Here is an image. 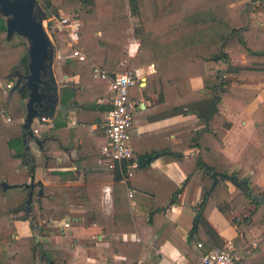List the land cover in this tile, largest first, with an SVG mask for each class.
<instances>
[{"label": "trees", "instance_id": "1", "mask_svg": "<svg viewBox=\"0 0 264 264\" xmlns=\"http://www.w3.org/2000/svg\"><path fill=\"white\" fill-rule=\"evenodd\" d=\"M54 12L58 7L71 13L76 19L75 45L83 52V57L69 60L73 72L77 73V84L87 85L94 91L110 93L104 81H95L92 66L97 64L107 70H133L144 63L151 62L154 70L147 74V85L163 100L174 97L175 103L170 111L193 110L201 125L191 132L192 144L197 151L190 160L182 162L188 183L200 185V200L197 204L199 214L192 224L194 231L203 229L207 246L216 240L210 225L204 218L207 210L215 205L221 212L231 208L243 209L249 203L253 207L241 219L235 220L242 226L264 219V189L250 183L252 175L246 167L252 160L259 158L262 151L249 143L240 156V165L228 168V157L219 151L222 130L227 125L222 115L220 96L230 95L248 101L256 89L235 85L227 75H264V17L263 0H42ZM258 12V13H255ZM260 14V15H258ZM130 16H134L131 25ZM131 25L133 34L138 38L136 51H125L127 27ZM27 42L23 35L12 32L5 34L3 17L0 16V76L13 77V83L3 92L0 85V262L6 264H72L76 249L74 241H44L31 232L19 236V246L11 255L8 244L15 227L11 211L20 209L27 191L30 201L39 207L73 208L78 202L93 207V192L90 182L84 178V193L78 201L66 195L60 183L33 182L26 184L27 176L33 168L29 153L24 147L25 127L24 97L26 87L19 80L20 74L27 70ZM229 52L245 53L247 62L232 63ZM120 60H125L120 64ZM221 62L225 64L221 66ZM17 77L14 79V75ZM199 75L202 80V94L189 103L181 100L190 90L189 77ZM86 88V87H85ZM129 98V95L127 93ZM60 98L80 103V110L89 108L94 114L91 119L102 120L109 103H94L86 96L84 89L63 85ZM184 106V107H183ZM255 119L256 134L264 145V101H260L252 112ZM69 130V128H66ZM53 135L54 130L48 129ZM39 139V138H38ZM52 139L44 136L39 144L48 145ZM131 155V154H130ZM122 160L108 171L112 180L113 197L118 203L117 191L124 188L120 177L128 174L132 167ZM140 164V163H139ZM235 174L239 190L230 198L225 179L216 176L210 186L211 170ZM56 173V170H53ZM232 181V177L228 178ZM40 188V190H38ZM180 186L174 184V195ZM39 191V192H38ZM255 194L254 197H251ZM260 194L263 200L256 195ZM164 205L150 209L160 211ZM93 217V212L91 213ZM150 219V220H151ZM131 228V227H128ZM264 238V234L262 235ZM177 242H179L177 240ZM122 264H135L127 258Z\"/></svg>", "mask_w": 264, "mask_h": 264}, {"label": "crops", "instance_id": "2", "mask_svg": "<svg viewBox=\"0 0 264 264\" xmlns=\"http://www.w3.org/2000/svg\"><path fill=\"white\" fill-rule=\"evenodd\" d=\"M133 18L130 16L131 25ZM72 20L76 22L75 18ZM259 20L264 23V17H259ZM131 25L127 27L124 46L129 54L136 51L138 44ZM66 29V43H55L48 33L53 46L52 70L57 81V98L66 104V110L55 107L52 116L33 117L30 127L36 130L32 134L24 132V147L33 164L30 172L33 182L60 183L65 194L77 202L84 193L86 177L93 192V207L88 208L78 202L79 205L73 208H41L31 202L33 224L23 209L11 211L15 230L11 233L8 254H13L18 248L20 235L33 232L44 241H74L76 249L72 264H122L121 260L126 258L135 264H197L202 250L221 244L231 246L235 264H264V219L242 226L235 222L253 207L252 203L241 210L231 208L221 212L215 205L207 210L204 218L215 237L214 245L207 246L202 228L198 232L190 229L199 214L197 204L201 188L197 183L184 180L185 174L178 159L187 162L197 151V145L191 141V132L201 125V120L198 121L193 110L170 111L175 103L174 97L163 100L148 87L147 74L154 70L151 62L133 69L134 81L127 89L129 99L134 103L127 126L131 155L126 165L132 169L119 178L124 188L117 191L118 203L115 204L113 182L108 177V171L114 165L108 166L99 150L104 140L102 122L105 114L102 120H90L93 111L89 108L80 110L83 99L73 103L70 98L66 101L60 98L63 85H77L84 89L94 103L110 105V93L95 92L87 85L77 84L78 75L73 72L69 60L78 58L72 52L78 47L75 45L76 37L69 35L70 27ZM228 56L232 63L248 61L245 53L229 52ZM124 62L120 60L119 63L122 65ZM224 64L221 62V66ZM93 76L95 81H104ZM227 76L232 84L256 91L248 101L225 94L220 96L221 113L227 125H220L222 133L218 149L228 157L229 169L240 165V156L249 143L260 149L262 153L257 160L253 161L251 154L246 173L252 175L250 183L258 184L263 190L264 145L258 140L252 112L260 101H264V75ZM1 79L3 83L0 85L9 84L5 78ZM189 86L195 94L189 91L182 95L181 100L190 104L202 94L201 77L197 74L190 76ZM106 87L109 88L107 84ZM48 129L54 130L53 135L45 133ZM44 136L52 139L46 146L35 140ZM28 179L29 175L26 181ZM225 182L230 198L239 186L228 178ZM174 184L180 189L173 195ZM160 205H164L163 208L153 212L152 219L148 217L146 212ZM49 212L59 214L53 218L47 216ZM198 241L200 245H197Z\"/></svg>", "mask_w": 264, "mask_h": 264}, {"label": "water", "instance_id": "3", "mask_svg": "<svg viewBox=\"0 0 264 264\" xmlns=\"http://www.w3.org/2000/svg\"><path fill=\"white\" fill-rule=\"evenodd\" d=\"M36 0H0V15L3 16L5 25V34L8 37L12 32L23 35L27 41L26 53L27 70L23 74L22 85L26 87L24 97V115L22 125L29 134H32L30 122L33 117H49L53 115L55 107H61L66 110V104L58 100L57 81L52 70L53 46L45 30V26L51 23L47 16V10L38 8L34 11ZM39 143V139L35 138ZM212 181L210 186L218 175L220 178H231L237 183L235 174L223 171L211 170ZM26 184L33 183V175L29 174ZM0 184L5 185L1 180ZM40 190V188L38 189ZM252 194L251 197H254ZM263 200L260 194L256 195ZM30 189L27 191L21 209L24 210L25 216L29 217L30 223L33 224V213L30 206ZM198 214V209L196 210Z\"/></svg>", "mask_w": 264, "mask_h": 264}, {"label": "built area", "instance_id": "4", "mask_svg": "<svg viewBox=\"0 0 264 264\" xmlns=\"http://www.w3.org/2000/svg\"><path fill=\"white\" fill-rule=\"evenodd\" d=\"M59 21L70 27L69 35L71 37H76V22L74 20L67 16H61ZM72 52L78 58L84 55L76 47ZM92 69L93 75L103 79L111 90L110 105L106 109L105 118L102 122L104 140L100 143L99 150L108 166L119 165L122 160L131 154L127 126L131 121V111L134 103L128 98L127 89L129 84L134 81V73L130 69L107 70L97 64H93ZM31 129L32 131L36 130L35 127ZM200 244L198 241L197 245ZM197 264H235L231 246L221 244L202 250L198 254Z\"/></svg>", "mask_w": 264, "mask_h": 264}, {"label": "rangeland", "instance_id": "5", "mask_svg": "<svg viewBox=\"0 0 264 264\" xmlns=\"http://www.w3.org/2000/svg\"><path fill=\"white\" fill-rule=\"evenodd\" d=\"M40 4H42L41 0H37ZM47 10V16L43 19L49 18L50 20H52V24H49L48 26L45 27V30L47 32V34L49 33V36L51 39H53V41L56 43L57 41H62L66 43V27L68 28V25L63 24L62 22H60V17L61 16H67L68 18H75L71 13L63 10L61 7H58L57 10L54 12L53 10H51V7L46 8ZM255 13H258L255 11ZM260 15V14H258ZM134 19V18H133ZM44 21V20H43ZM134 22V20H133ZM2 77L0 76V82L3 83ZM13 79V77H8L5 78L4 81L10 83L11 80ZM8 84H6V86H3V84L1 85L2 87H4L6 89L5 92H7V86ZM59 214V212H49L48 213V217H53L55 218L57 215ZM50 227V226H48ZM52 227V226H51ZM53 228V227H52Z\"/></svg>", "mask_w": 264, "mask_h": 264}, {"label": "flooded vegetation", "instance_id": "6", "mask_svg": "<svg viewBox=\"0 0 264 264\" xmlns=\"http://www.w3.org/2000/svg\"><path fill=\"white\" fill-rule=\"evenodd\" d=\"M41 2H42V4H40V3L36 0L35 6H34V11H35V13L37 12V9H38V8H43V9H46V8H47L42 0H41ZM0 16L3 17L2 15H0ZM46 26H48V25H46ZM46 26H45V27H46ZM26 42H27V41H26ZM16 77H17V75L15 74V75H14V79H15ZM19 80H20V81H23V77H22L21 75H20V77H19ZM13 81H14V80H11V82H10L9 85H8V87L12 85Z\"/></svg>", "mask_w": 264, "mask_h": 264}]
</instances>
